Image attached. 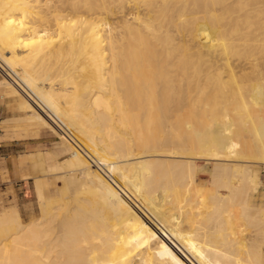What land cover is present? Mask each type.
<instances>
[{"label":"bare ground","instance_id":"6f19581e","mask_svg":"<svg viewBox=\"0 0 264 264\" xmlns=\"http://www.w3.org/2000/svg\"><path fill=\"white\" fill-rule=\"evenodd\" d=\"M0 63L74 139L19 155L0 264H264V0H0Z\"/></svg>","mask_w":264,"mask_h":264},{"label":"rangeland","instance_id":"374dc122","mask_svg":"<svg viewBox=\"0 0 264 264\" xmlns=\"http://www.w3.org/2000/svg\"><path fill=\"white\" fill-rule=\"evenodd\" d=\"M137 12L138 9L132 10ZM224 62L221 60L220 63ZM6 75L12 80V84H8L6 80ZM13 77V78H12ZM16 75H11L8 73L7 69L0 63V91L5 95L6 99L9 103H6L7 111L6 116L12 117L14 115H21L19 118V126L22 132V136L18 141H12L10 144L5 145V148L1 151L3 154L2 157L7 160L10 164H14L13 170L7 173L5 176L1 175L0 171V211L8 205H16L19 208L20 216L23 222L29 221L33 217L41 216V204L37 191V182L36 177L33 175L26 176L24 178L20 177L19 174V165L14 162V157L20 154H29L32 155L35 152V148L42 146L44 149H53L58 146V142L61 139V134H66L71 140L70 135H68L67 130L60 126V122L57 119L52 123V126H40L36 124V121L33 119V111L32 109L23 108L17 103L18 101H22L23 97L18 98L16 95L18 94L17 88L13 84H19L18 79H16ZM5 79V80H4ZM15 80V81H14ZM3 81V82H2ZM17 81V82H16ZM17 106L20 110L17 109ZM38 111H35V113ZM38 114V113H36ZM8 118V117H7ZM57 121L59 122L57 124ZM56 122V123H55ZM53 126H58L57 129ZM62 129V130H61ZM74 141V139L72 140ZM38 144V146H37ZM81 148V147H80ZM83 151V148H81ZM87 153V156L90 158V161L94 167L98 169V171L111 183L113 179L111 177V166L117 165L119 160H111V161H100L99 159H94L91 157L90 151H84V154ZM93 154V153H92ZM59 159L63 158L61 154L57 155ZM202 157V158H201ZM200 158H194L197 163H209L211 160H214L213 157L201 156ZM213 158V159H212ZM42 176L50 182V188L48 194L55 198L58 196V191L56 189L55 181L56 175L50 171H44L41 173ZM207 173L202 172L200 174L201 177L205 178ZM261 174L262 179L264 181V164H261ZM115 185V184H114ZM119 188V187H118ZM123 192V191H122ZM125 194V193H124ZM140 211H143L140 209ZM143 214L145 213L142 212ZM173 210L167 212V215L170 217H174L175 215ZM147 218V214L144 215ZM149 218V219H148ZM148 220L151 221V217L148 216ZM153 224L155 223L153 220L151 221Z\"/></svg>","mask_w":264,"mask_h":264},{"label":"crops","instance_id":"0c3cea01","mask_svg":"<svg viewBox=\"0 0 264 264\" xmlns=\"http://www.w3.org/2000/svg\"><path fill=\"white\" fill-rule=\"evenodd\" d=\"M6 103L9 102L6 99L5 95L2 94L0 91V171H1V175L3 176H5L7 173L13 170L14 164L12 163L10 164L7 160L4 159L2 157L3 154L1 153V151L5 148V145L10 144L12 141H18L22 136V132L19 126L20 124L19 118L21 115H14L12 117L6 116V111H7ZM17 103L19 104V108H20L21 102L17 100ZM19 108L17 106L18 110L21 109ZM13 157H14V162L16 159V162L18 163L19 155Z\"/></svg>","mask_w":264,"mask_h":264}]
</instances>
